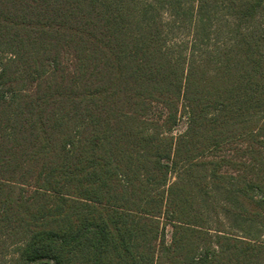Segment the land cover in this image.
<instances>
[{
	"label": "trees",
	"instance_id": "1",
	"mask_svg": "<svg viewBox=\"0 0 264 264\" xmlns=\"http://www.w3.org/2000/svg\"><path fill=\"white\" fill-rule=\"evenodd\" d=\"M222 2L186 58L154 4L0 0V264H264V0Z\"/></svg>",
	"mask_w": 264,
	"mask_h": 264
},
{
	"label": "rangeland",
	"instance_id": "2",
	"mask_svg": "<svg viewBox=\"0 0 264 264\" xmlns=\"http://www.w3.org/2000/svg\"><path fill=\"white\" fill-rule=\"evenodd\" d=\"M138 1L145 5H155L154 14L164 21L168 46L182 52L186 58L192 57L194 51L223 48L234 41L235 16L222 0ZM201 4L203 7L200 9ZM258 24L264 26V17L259 18ZM9 56V53L4 52L0 54V59ZM186 125L187 120L184 117L175 133L182 132ZM13 249L14 247L11 248L7 260L13 255Z\"/></svg>",
	"mask_w": 264,
	"mask_h": 264
}]
</instances>
